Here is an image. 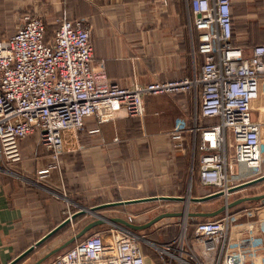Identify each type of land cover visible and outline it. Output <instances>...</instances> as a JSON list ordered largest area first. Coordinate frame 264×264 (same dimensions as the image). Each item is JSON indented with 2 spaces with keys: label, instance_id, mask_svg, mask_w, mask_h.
Returning a JSON list of instances; mask_svg holds the SVG:
<instances>
[{
  "label": "built area",
  "instance_id": "built-area-1",
  "mask_svg": "<svg viewBox=\"0 0 264 264\" xmlns=\"http://www.w3.org/2000/svg\"><path fill=\"white\" fill-rule=\"evenodd\" d=\"M186 1L198 32L199 73L130 87L111 82L103 63L96 67L86 19L60 17L47 41L43 19L26 13L18 31L0 39V172L9 165L10 147L32 134L58 165L63 133H78L88 119L101 125L144 118L146 97L191 94L195 110L176 119L167 136L178 151L198 149V178L210 190L207 195L228 199L239 192L232 189L260 176L264 124L253 114L264 91V44L249 50L233 45L232 0ZM49 173V168L37 171L40 179ZM189 240L183 232L171 242L155 243L112 224L46 264H148L143 243L155 249L162 264H264V208L229 209L198 222Z\"/></svg>",
  "mask_w": 264,
  "mask_h": 264
},
{
  "label": "crops",
  "instance_id": "crops-1",
  "mask_svg": "<svg viewBox=\"0 0 264 264\" xmlns=\"http://www.w3.org/2000/svg\"><path fill=\"white\" fill-rule=\"evenodd\" d=\"M28 12L43 19L49 34L56 28L60 17L86 19L91 27L96 67L103 63L106 77L119 86L146 85L159 80L192 77L199 73L202 57L196 54L198 32L193 26L194 16L186 0H0V39L12 37ZM232 31L233 42L239 47L249 50L264 44V0H232ZM173 98L164 95L146 97V114L142 120L121 117L99 125L91 118L79 134L64 132L65 151L61 159L64 154H73L84 144L85 147L88 145L86 151L90 152L87 166L95 170L104 166L98 178L85 182L78 179L68 188H83L84 185L89 191L98 188L99 195L105 194L106 198L97 205L173 196L171 194L175 192L177 175H181L177 170H183V167L187 169V159L190 167V158L198 170L200 155L198 149L187 146L176 159L164 146L165 135L174 127L176 119L189 116L195 110L191 94ZM254 107V121L264 124V91ZM134 123L140 128L134 127ZM139 130L140 134H137ZM93 138L99 143L90 145ZM10 149L9 165L27 172L32 169L36 174L39 169L49 168L50 173L44 179L50 177L57 187L61 183L65 184L63 176L58 173L59 164L54 163L51 154L39 143L37 133L17 141ZM124 155L127 164L120 168L125 176L122 174L118 179V197L112 201L110 197L116 189L111 179L112 168L116 167L112 165V160ZM14 174L0 172V264H9L72 214L70 212V215L63 217V205L57 195L49 197L38 187H33L30 180ZM100 175L103 176L102 182L97 181L101 179ZM144 203L148 202L109 207L101 210L100 214L105 218L118 217L105 215L104 212ZM83 216L72 222L80 221ZM131 217L122 219L136 225L149 222L139 223ZM94 219L84 222L83 227ZM111 225L106 223L102 226L108 228ZM157 256L160 259L158 253ZM26 258L18 264H22Z\"/></svg>",
  "mask_w": 264,
  "mask_h": 264
},
{
  "label": "rangeland",
  "instance_id": "rangeland-1",
  "mask_svg": "<svg viewBox=\"0 0 264 264\" xmlns=\"http://www.w3.org/2000/svg\"><path fill=\"white\" fill-rule=\"evenodd\" d=\"M180 95L182 96L184 94H180ZM164 96H166L167 98H172V99H174L173 97L175 98L181 97L179 95H175V96L164 95ZM175 116H177V114ZM136 119L142 120V118H136ZM209 122L211 121L207 120L205 121V124H208ZM133 125L134 127H137V129L140 128L135 123ZM139 132L140 130L137 131V134H140ZM165 137H166V142L164 146L169 149V153L171 155L173 154V156L176 159H179L178 154H181L182 152L178 151L172 146V143L170 142V139L168 136L165 135ZM91 143L92 144L90 145H93V144L99 143V141H96L93 138ZM87 146L85 147V145L83 144V147L81 148L79 147L80 149L74 152L73 154L66 153L64 154L65 156L62 157V159L60 157V162H59V166L57 169L60 170L58 171L59 176L60 174H61V177L63 176L62 178L64 179L63 181L65 183L62 185L60 181L61 183L59 184L60 187H57L54 184V182L51 179H49L50 177L47 179H40L39 176H37V174L33 172L32 169H30V171L27 172L21 169H16L11 165H5L4 167L5 170L1 172L7 175H12L14 172L15 174L13 176H18L20 178L23 177L28 181L30 180L33 187L35 188L38 187L39 188L38 190H41L47 196L54 197L55 195H57L61 199L59 201L62 203L63 209H64V210L61 209L62 214H63L62 216L65 217L68 214L70 215L74 211L79 210V207L90 208L94 206L95 204L96 205L100 204V202H103V200L106 198L105 194L99 195L98 188H93L91 191H89L88 189H85L87 188V185H84L83 188L81 186L80 187L73 186L70 189L68 188V185L70 186L71 183L77 181L78 179H79L78 181H82V182L91 181L94 178H98L99 174H102V169H104L103 168L104 166L96 170L95 168H91L87 166V160H88L87 156L88 154L90 156V152L88 153L86 151L88 150ZM64 151H65V147H64ZM123 158L125 159L123 160ZM126 158H127L126 155H124L121 158L112 160L113 161L112 165L116 166L112 168L113 173L111 174V179L116 186V189L113 190L112 196L110 197V199L112 198V201L115 200L116 194H118V188H119L117 184L119 183L118 179L122 177V174L125 176L120 166L127 164ZM187 160H188L187 169H184L183 167V170L181 169L177 170L179 171V173H181V175H177L175 192L171 194L173 196H182L186 199L185 201H182V202L153 201V202L144 203L139 206H126V207L123 206L120 208L109 209L104 212L106 213L105 215H111V216L117 215L118 217L123 216L121 218L129 217L130 219H132L131 216H133V219L137 220V222L144 223L146 221L148 222V220L150 221L151 219L165 212H181L184 214L180 217L164 218L160 220L159 222H157L152 227H150L149 229L139 231L138 233L146 237L148 240L155 242V243L158 241L166 242L168 239L175 237L174 239L171 240L173 241L177 239L178 236H180V234L183 232L187 233V240H189L192 237V232L194 230V227H195L194 225L196 223L214 219L216 217H190L188 213H210V212L217 211L218 209H220L227 203H231L239 197L264 194V182H261L257 184L256 186H253L252 188H248L241 192L232 194L230 198L228 199L224 197H218L213 200H209L205 202L191 201L190 199L193 197H201V196H205L209 194L210 190L200 183L196 165L194 166V160L190 158V167H189V159ZM263 172H264V167L262 166V173ZM89 176L91 177L89 178ZM100 176H101V179L97 181L102 182L103 176L102 175ZM187 199H189L190 201L188 205L186 206ZM256 206L264 207V203H262L261 201L246 202L245 204H241L240 207L236 206L234 208H231L230 210L233 212H239L240 210L250 209ZM66 211H68V213H66ZM90 219H94V217L91 216L90 214H86L81 218L80 221H74L70 223L58 235H56L55 237L45 242L40 248L34 251V253L31 254L28 258H26V260L23 261L22 264H34L36 261H38L44 255H46L52 249L58 247L59 245L63 244L65 241H67L68 239H70L71 237L79 233L85 227V226L83 227V223ZM104 229H107V227L99 226L89 233H92L96 230H104ZM171 241H168V242H171ZM143 249L145 250L144 252L148 254V256L149 255L151 256V257L149 256L148 264H162L158 256L153 258V255L154 254L156 255L157 253L155 249L151 247V245L147 243H143ZM54 256L50 257L42 264H45L46 262L51 260Z\"/></svg>",
  "mask_w": 264,
  "mask_h": 264
},
{
  "label": "water",
  "instance_id": "water-1",
  "mask_svg": "<svg viewBox=\"0 0 264 264\" xmlns=\"http://www.w3.org/2000/svg\"><path fill=\"white\" fill-rule=\"evenodd\" d=\"M264 181V175H261L251 181H248L234 189L231 190V192H237L240 190H243L245 188H248L250 186H253L257 183H260ZM222 193H215L211 195H206V196H201V197H193L190 200L194 202H205L209 200H213L215 198L221 197ZM185 201L186 199L184 197H179V196H160V197H147V198H142V199H134V200H127V201H117V202H111V203H106L102 205H97L93 206L90 208H84L80 207V210H78L75 213H72L68 218H66L61 224H59L57 227L52 229L50 232H48L45 236H43L40 240H38L34 245L29 247L27 250H25L22 254L17 256L15 259H13L9 264H18L20 261H22L24 258H26L29 254H31L36 247L41 246L43 243H45L47 240H49L51 237H53L57 232H59L62 228L67 226L69 223H71L73 220H75L77 217L85 215V214H90L91 216L95 217L93 221L88 223L79 233L65 241L63 244L59 245L58 247L52 249L50 252H48L46 255H44L42 258H40L38 261H36L34 264H42L45 262L47 259L50 257L58 254L59 252L65 250L68 248L70 245L74 244L77 240L85 237L89 232L94 230L95 228L102 226L106 223H111V224H120L124 227L130 228L136 232L143 231L145 229H148L152 227L154 224L159 222L160 220L164 218H170V217H180L184 213L178 212V213H172V212H167V213H162L152 220H150L146 224L142 225H136L133 223L128 222L125 219H122L120 217H111V218H105L100 214V211L109 208V207H115V206H121V205H127V204H134V203H141V202H150V201ZM251 201H264V194L261 195H253V196H246L239 198L231 203H228L227 205H224L220 209L214 212L210 213H188L190 217H216L220 215L221 213L234 208L236 206H239L243 203L246 202H251Z\"/></svg>",
  "mask_w": 264,
  "mask_h": 264
},
{
  "label": "trees",
  "instance_id": "trees-1",
  "mask_svg": "<svg viewBox=\"0 0 264 264\" xmlns=\"http://www.w3.org/2000/svg\"><path fill=\"white\" fill-rule=\"evenodd\" d=\"M46 25V24H45ZM46 28H47V25H46ZM58 28V24H56V28L54 29V31L56 30ZM54 31L52 32V34H49V32H48V28H47V33H46V40L47 41H50V40H52V38H53V35H54ZM233 45L234 46H237V47H239L237 44H235L234 42H233ZM134 118H136V117H134ZM81 131V130H80ZM187 154V153H186ZM197 172H198V170H197ZM63 222V220L61 221V222H59L57 225H56V227L59 225V224H61ZM197 225V223L194 225V226H196ZM64 228H66V227H64ZM64 228H62L59 232H57L53 237H55L56 235H58L62 230H64ZM53 237H51V238H53ZM175 237H173V238H171V239H168L166 242H168V241H171L172 239H174ZM145 251V250H144ZM145 253V252H144ZM145 255H146V257H147V259L149 260V256H148V254H146L145 253ZM157 256V254L155 255H153V258H155ZM151 257V256H150Z\"/></svg>",
  "mask_w": 264,
  "mask_h": 264
},
{
  "label": "bare ground",
  "instance_id": "bare-ground-1",
  "mask_svg": "<svg viewBox=\"0 0 264 264\" xmlns=\"http://www.w3.org/2000/svg\"><path fill=\"white\" fill-rule=\"evenodd\" d=\"M189 201H190V200H189V199H187V204H186V205H188Z\"/></svg>",
  "mask_w": 264,
  "mask_h": 264
}]
</instances>
